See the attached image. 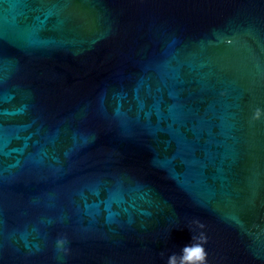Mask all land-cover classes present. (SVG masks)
<instances>
[{
    "label": "water",
    "instance_id": "95a60500",
    "mask_svg": "<svg viewBox=\"0 0 264 264\" xmlns=\"http://www.w3.org/2000/svg\"><path fill=\"white\" fill-rule=\"evenodd\" d=\"M257 108L264 0H0V264H264Z\"/></svg>",
    "mask_w": 264,
    "mask_h": 264
},
{
    "label": "clouds",
    "instance_id": "9594fccd",
    "mask_svg": "<svg viewBox=\"0 0 264 264\" xmlns=\"http://www.w3.org/2000/svg\"><path fill=\"white\" fill-rule=\"evenodd\" d=\"M262 116H264V110L259 108L253 113L254 120H259ZM200 227H203V225L201 224ZM192 239L197 240L198 238L193 236ZM199 239L203 243L207 242L206 238L202 235ZM65 243V239H59L57 240V247L62 249ZM203 243H192L184 246L181 249L179 257L175 253L168 256L167 264H206L207 253L204 250Z\"/></svg>",
    "mask_w": 264,
    "mask_h": 264
}]
</instances>
